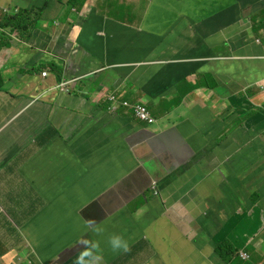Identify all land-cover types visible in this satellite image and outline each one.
Returning a JSON list of instances; mask_svg holds the SVG:
<instances>
[{
  "label": "crops",
  "instance_id": "crops-1",
  "mask_svg": "<svg viewBox=\"0 0 264 264\" xmlns=\"http://www.w3.org/2000/svg\"><path fill=\"white\" fill-rule=\"evenodd\" d=\"M235 2L0 0V264H74L81 239L99 264H264V0Z\"/></svg>",
  "mask_w": 264,
  "mask_h": 264
},
{
  "label": "clouds",
  "instance_id": "clouds-1",
  "mask_svg": "<svg viewBox=\"0 0 264 264\" xmlns=\"http://www.w3.org/2000/svg\"><path fill=\"white\" fill-rule=\"evenodd\" d=\"M258 1H260V0H258ZM76 2H77V0H68L70 7H73L74 5H76ZM41 10H42L41 8L39 10H35L36 13L34 15H32V11L28 10V9L15 10L13 13H12V11L7 9L6 10L7 14H6L5 20L2 22V24L4 26L11 25L9 23L7 24L9 17L12 15H18L20 12L25 11V15H23V17L25 20L28 21V26H29L30 20L33 17L36 19V18H39L41 16V14H40ZM26 11H30V12H26ZM10 13H12V14H10ZM12 24L13 25L16 24L15 26L18 28V21H14V23H12ZM18 30L21 31L19 28H18ZM46 73L47 72L44 71L43 75H46ZM77 80H78L77 77L63 79L57 83L56 87L51 88V89L53 90L55 88H58L61 91L68 92L72 87L75 86ZM108 99L110 102H109V105L107 108H108V111L111 113L116 112L120 106L131 107L133 109L135 116L139 120L144 121L148 124H151V123L156 121V119L153 117L150 110L148 109L147 105L143 102L131 104L129 101L123 99L117 93L110 94ZM138 106H143L146 108L147 113H148L146 118H142L138 115V113H137V107ZM152 184H153L154 193L159 194L158 188L156 186V182L153 181ZM90 225L93 227L94 232H96L97 234H100L103 232V229L99 228L96 225L94 220L90 221ZM93 225H95V226H93ZM79 243L83 244L85 247L76 256L74 264H99V261L102 259V255H101L102 250L100 249L99 241L81 239L79 241ZM108 244H109L110 248L112 249V251H114V252H121V251L127 252L129 250V247H130L128 241L124 238V236L121 234H116V233H113L108 237ZM240 257L244 260L248 259V256L244 253H241ZM44 264H59V263L54 261L52 263H44Z\"/></svg>",
  "mask_w": 264,
  "mask_h": 264
},
{
  "label": "trees",
  "instance_id": "trees-1",
  "mask_svg": "<svg viewBox=\"0 0 264 264\" xmlns=\"http://www.w3.org/2000/svg\"><path fill=\"white\" fill-rule=\"evenodd\" d=\"M256 0H236V2L229 8L227 11L231 13V19L230 21L233 22L237 19V10L242 6L243 4L246 3H252ZM30 12V11H26ZM23 15H25L24 12H20L18 15H12L9 17L7 24H12L14 21H18V28L20 30H23V28H27L28 26V21L24 19ZM16 25V24H15ZM1 49V47H0ZM215 253L216 255L223 260L226 263H229V258L231 261V257L236 253L234 248L229 244V243H219L215 247Z\"/></svg>",
  "mask_w": 264,
  "mask_h": 264
},
{
  "label": "built area",
  "instance_id": "built-area-1",
  "mask_svg": "<svg viewBox=\"0 0 264 264\" xmlns=\"http://www.w3.org/2000/svg\"><path fill=\"white\" fill-rule=\"evenodd\" d=\"M137 113L142 118H146L147 115H148L146 108L143 107V106H138L137 107Z\"/></svg>",
  "mask_w": 264,
  "mask_h": 264
},
{
  "label": "rangeland",
  "instance_id": "rangeland-1",
  "mask_svg": "<svg viewBox=\"0 0 264 264\" xmlns=\"http://www.w3.org/2000/svg\"><path fill=\"white\" fill-rule=\"evenodd\" d=\"M70 6V5H69ZM69 6H66V8H70ZM41 12H42V10H41ZM41 12H40V14H41ZM64 13V12H63ZM67 14H70L69 12H67ZM67 14L65 15V17L67 16ZM71 15V14H70ZM60 19V18H59Z\"/></svg>",
  "mask_w": 264,
  "mask_h": 264
}]
</instances>
